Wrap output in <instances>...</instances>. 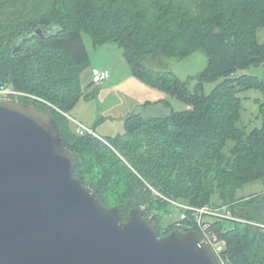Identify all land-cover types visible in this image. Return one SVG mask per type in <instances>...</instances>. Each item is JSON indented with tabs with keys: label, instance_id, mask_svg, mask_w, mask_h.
<instances>
[{
	"label": "trees",
	"instance_id": "trees-1",
	"mask_svg": "<svg viewBox=\"0 0 264 264\" xmlns=\"http://www.w3.org/2000/svg\"><path fill=\"white\" fill-rule=\"evenodd\" d=\"M259 29L264 0H0V89L10 87L23 95L17 101L52 117L77 160L73 176L101 205H123L124 221L129 210L142 207L164 236L175 229L162 225L166 199L226 207L232 219L208 221L207 233L223 243L219 260L264 264V101L260 128L247 133L239 125V94L260 90L264 98V76L235 77L264 63ZM83 35L94 49L115 44L135 77L189 109L161 119L130 114L123 134L113 138L76 134L68 115L83 98L80 75L91 67ZM196 52L207 65L193 78L194 92L167 67L150 68L152 61ZM208 83L217 85L205 94ZM257 183L261 193L237 197ZM184 224L189 228L182 231H197Z\"/></svg>",
	"mask_w": 264,
	"mask_h": 264
},
{
	"label": "water",
	"instance_id": "water-1",
	"mask_svg": "<svg viewBox=\"0 0 264 264\" xmlns=\"http://www.w3.org/2000/svg\"><path fill=\"white\" fill-rule=\"evenodd\" d=\"M76 165L48 113L0 98V264H221L198 231L160 236L142 207L124 221Z\"/></svg>",
	"mask_w": 264,
	"mask_h": 264
},
{
	"label": "rangeland",
	"instance_id": "rangeland-1",
	"mask_svg": "<svg viewBox=\"0 0 264 264\" xmlns=\"http://www.w3.org/2000/svg\"><path fill=\"white\" fill-rule=\"evenodd\" d=\"M82 38L90 58L91 67L89 68L90 70L87 69L80 75V82L84 92L83 98L75 106L74 112L69 113L70 117H68V120L73 131H75L73 122L75 121L91 130L93 129L101 137L113 138L123 134L124 119L130 114H137L144 118L161 119L169 116L172 110L174 112H184L189 109L184 103L178 101L170 94L153 88L135 77L126 64L122 51L115 44L105 43L94 49L89 36L83 35ZM257 39L259 43H264V29L258 30ZM149 64L150 68L154 70L167 67L181 81H187L189 91L194 92L196 81L193 78L205 69L207 59L202 52H196L184 60L169 59L161 63L152 61ZM100 68H106L109 73V79L102 84H92L88 89L91 83V70ZM242 75L262 78L264 76V63L238 71L235 77ZM216 85L217 83L205 84L203 86L204 93L209 94ZM3 88L8 90L10 87ZM86 93H88V98L86 97L87 95H84ZM19 96L23 95H15L12 100L17 101L16 99ZM239 98L241 99L239 125L244 127L247 133L260 128L262 124L260 105L264 101L262 92L260 90L241 92ZM262 190L263 187L260 183L248 185L237 193V197L249 198L261 193ZM212 201L215 206L220 207L222 205L215 196ZM171 202L167 211L160 212L163 221L162 225L166 227L170 223H174L175 229L180 231L187 229L186 224L183 223L182 227H177V224L183 207L189 205L185 200H171ZM206 208H211V206ZM214 209H220L221 212L223 210L221 207ZM226 211L227 209L222 214L232 218Z\"/></svg>",
	"mask_w": 264,
	"mask_h": 264
},
{
	"label": "built area",
	"instance_id": "built-area-1",
	"mask_svg": "<svg viewBox=\"0 0 264 264\" xmlns=\"http://www.w3.org/2000/svg\"><path fill=\"white\" fill-rule=\"evenodd\" d=\"M108 79H109L108 71L100 70V69L91 70V84H95V85L102 84ZM18 94L19 93L13 91L11 88H9L8 90L7 88L0 89V98L2 99H12L15 95L18 96ZM73 122L75 125V132L79 136L90 134V135H93L94 137L99 138V136L96 133H94L91 129L87 128L86 126L82 125L79 122H75V121ZM166 200L169 203H172L171 200L169 199H166ZM224 211H225L224 208L221 212L220 209H214V208H206V207L205 208H193L191 206L183 207L177 227H182L183 223L186 221L187 222L189 221L190 223L194 224L199 234L204 238V240L208 243V245L212 248V250L215 252V254L218 257V254L221 253L223 250V243L216 242L215 238H211V236L207 233L208 224H209L207 220H210L211 217L230 218V217H227V215L222 214ZM188 213L192 215V218H189L187 216ZM179 223H182V224H179ZM186 227L189 228L188 226Z\"/></svg>",
	"mask_w": 264,
	"mask_h": 264
},
{
	"label": "crops",
	"instance_id": "crops-1",
	"mask_svg": "<svg viewBox=\"0 0 264 264\" xmlns=\"http://www.w3.org/2000/svg\"><path fill=\"white\" fill-rule=\"evenodd\" d=\"M90 70V69H89ZM100 70H106V68H100ZM107 71V70H106ZM90 87H88L89 89ZM83 89V88H82ZM84 93V92H83ZM86 97H88V93L84 94ZM148 104V103H147ZM75 109H73L71 112H74ZM68 117H70V115H68ZM97 134V133H96Z\"/></svg>",
	"mask_w": 264,
	"mask_h": 264
}]
</instances>
